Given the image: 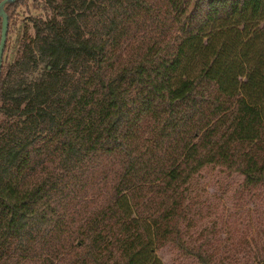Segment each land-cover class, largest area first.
<instances>
[{
    "label": "trees",
    "instance_id": "1",
    "mask_svg": "<svg viewBox=\"0 0 264 264\" xmlns=\"http://www.w3.org/2000/svg\"><path fill=\"white\" fill-rule=\"evenodd\" d=\"M4 13L0 264H162L167 244L211 264L187 185L206 165L264 184V0Z\"/></svg>",
    "mask_w": 264,
    "mask_h": 264
},
{
    "label": "rangeland",
    "instance_id": "2",
    "mask_svg": "<svg viewBox=\"0 0 264 264\" xmlns=\"http://www.w3.org/2000/svg\"><path fill=\"white\" fill-rule=\"evenodd\" d=\"M32 15L26 12L21 19L28 23ZM241 182L238 174L206 165L187 185L192 208L183 228L195 242H204L211 264H259L264 257V184ZM155 254L162 264H199L171 244Z\"/></svg>",
    "mask_w": 264,
    "mask_h": 264
},
{
    "label": "water",
    "instance_id": "3",
    "mask_svg": "<svg viewBox=\"0 0 264 264\" xmlns=\"http://www.w3.org/2000/svg\"><path fill=\"white\" fill-rule=\"evenodd\" d=\"M13 1L15 0H0V64L7 28V18L4 13V6Z\"/></svg>",
    "mask_w": 264,
    "mask_h": 264
}]
</instances>
